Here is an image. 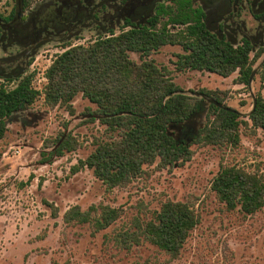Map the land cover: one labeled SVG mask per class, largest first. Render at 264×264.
<instances>
[{"label":"rangeland","instance_id":"rangeland-1","mask_svg":"<svg viewBox=\"0 0 264 264\" xmlns=\"http://www.w3.org/2000/svg\"><path fill=\"white\" fill-rule=\"evenodd\" d=\"M28 1L27 8L19 11L18 29L25 32H0V84L12 89L32 74V86L40 92L31 106L8 118L7 133L0 141V264H264V204L255 214L244 216L227 210L210 189L222 166L260 174L264 182V131L255 130L249 122L256 95L264 96V50L247 86L235 83L237 73L222 78L207 72H177L174 63L182 53L179 46L167 45L151 54L147 60L164 68L183 94L202 99L186 122L167 130L174 140L188 145L191 156L172 168L156 160L144 165L140 175L108 189L92 170L74 172L73 168L99 144L118 141L119 133L106 130L96 117L90 121L88 111L95 106L81 94L72 102V113L65 105H46L44 72L68 47L86 46L107 35L109 28L118 34L126 18L143 24L153 15L154 5L166 0H129L124 7L113 4L104 13H96L97 19L84 20L67 31L55 22L57 33L41 28L33 35L30 28H35V17L55 0ZM194 1L200 5V0ZM252 1V7L246 0H232L227 11L207 9L209 27L233 44L247 39L254 51L264 49V17L258 18V11L264 12V0ZM96 3L78 0L76 4L89 6L86 12L90 14ZM14 8L15 0H0L1 15L7 16ZM129 57L140 64L139 55ZM200 90L215 92L223 107L238 113L242 121L238 146L195 143L212 103ZM59 135H69L74 150L44 162L42 154L54 150ZM166 201L185 203L198 216L197 226L176 258L147 242L131 247L116 244V234L134 231V220H148ZM74 206L82 211L107 206L118 210L119 218L98 232L89 224H65L63 216Z\"/></svg>","mask_w":264,"mask_h":264},{"label":"trees","instance_id":"trees-1","mask_svg":"<svg viewBox=\"0 0 264 264\" xmlns=\"http://www.w3.org/2000/svg\"><path fill=\"white\" fill-rule=\"evenodd\" d=\"M15 1L16 8L7 16L0 14V32L13 30L18 35L25 32L18 29L19 13L27 8L29 1ZM128 1L97 0L90 14L86 12L89 6H77L72 0L46 3L33 21L34 33L41 28L53 29L55 22L69 25L97 19L96 13H104L117 3L124 7ZM246 1L254 6L252 0ZM231 2L223 0L219 8L227 11ZM194 3V0L157 2L153 15L145 23L135 25L126 18L118 34L109 28L107 35L86 46L68 47L47 67L42 91L46 105H65L72 113V102L81 94L95 106L94 111H88L92 117L90 121L96 117L106 130L119 133L118 141L99 144L85 160H79L74 172L88 168L95 178L112 189L140 175L144 165L156 160L162 167L172 168L190 159L188 145L174 140L167 130L170 125L186 122L198 111L202 99L183 94L164 68L147 60L160 48L167 45L181 48L182 53L176 56L174 63L177 72H207L222 78L237 73L236 84H249L253 65L264 49L254 51L247 39L233 44L212 31L206 12L214 6L213 2ZM258 12V18L264 17V12ZM131 53L139 55L140 64L130 59ZM199 94L212 103L208 106L205 125L195 136V143L238 146L242 124L238 113L223 107L215 92L200 90ZM39 96L40 92L32 86V74L12 89L0 84V141L7 133L8 118L31 106ZM249 122L255 130L264 131V96L260 93L255 97ZM55 143L52 152L42 154L44 162L74 150V140L69 135L57 136ZM210 189L227 210H238L244 216L255 214L264 204L262 176L234 166L220 167ZM118 218V210L107 206H91L86 211L74 206L65 212L63 222L89 224L98 232ZM134 223V231L116 234V244L131 247L147 242L173 259L197 226L198 216L185 203L166 201L148 220L136 219Z\"/></svg>","mask_w":264,"mask_h":264},{"label":"flooded vegetation","instance_id":"flooded-vegetation-1","mask_svg":"<svg viewBox=\"0 0 264 264\" xmlns=\"http://www.w3.org/2000/svg\"><path fill=\"white\" fill-rule=\"evenodd\" d=\"M72 1H74V2H77L78 3V0H72ZM152 1V0H151ZM151 1L150 2H148L147 4H145V5H143V7L145 6V8H142L143 10H146V9H148L149 8V3H151ZM211 2H213V4H214V6H213V8H214V10L215 9H218L219 8V3L221 2V1H223V0H210ZM138 10V9H137ZM137 12V11H136ZM136 12H135V14H136ZM78 13H76V15H77ZM74 21H75V19H74ZM82 20L81 21H79L78 23L80 24V25H82ZM77 25V23H70L69 25H65L64 27H61L60 29L61 30H69L71 27H74V26H76ZM62 26V25H61ZM45 29H47V28H45ZM54 33H57L58 31H57V29L54 27L53 29H51ZM31 35H33L34 34V28H31ZM9 33H11V34H15V32H13V30L11 31V32H9Z\"/></svg>","mask_w":264,"mask_h":264}]
</instances>
